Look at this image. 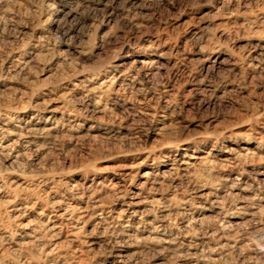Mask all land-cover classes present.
<instances>
[{
  "label": "clouds",
  "instance_id": "clouds-1",
  "mask_svg": "<svg viewBox=\"0 0 264 264\" xmlns=\"http://www.w3.org/2000/svg\"><path fill=\"white\" fill-rule=\"evenodd\" d=\"M0 264H264V0H0Z\"/></svg>",
  "mask_w": 264,
  "mask_h": 264
}]
</instances>
